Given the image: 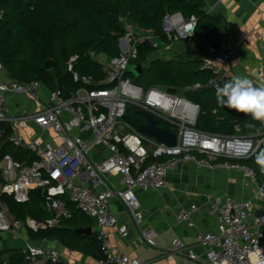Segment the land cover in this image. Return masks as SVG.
Returning a JSON list of instances; mask_svg holds the SVG:
<instances>
[{"label":"built area","instance_id":"built-area-1","mask_svg":"<svg viewBox=\"0 0 264 264\" xmlns=\"http://www.w3.org/2000/svg\"><path fill=\"white\" fill-rule=\"evenodd\" d=\"M2 17L0 10V20ZM196 23L195 17L185 19L179 12L166 14L162 21V36L167 42L188 40L194 37ZM159 42L153 33L125 27L124 35L119 39V56L103 58L104 61L99 62L104 73L101 82L73 72L77 57H71L67 63L68 70L79 88L68 97L40 82H16L8 77L0 63V73H5L6 77L0 80V124L12 128L8 143L13 148L24 149L35 157L29 166H23L10 155L3 157L0 162L3 180L0 193H6L15 202L24 204L29 202L30 191L40 188L45 208L51 214L45 222L27 219L21 223L15 221L7 207L0 203V233L14 232L20 224L33 232L54 228L60 219L71 217L61 198L65 196L77 210L95 220L99 229L96 239L103 253L101 264H155L116 251L104 229L116 227L119 235L125 238L128 228L118 224L110 211L109 201L118 197L139 227L143 216L135 191L165 188L168 173L183 164L208 171L235 170L243 173L254 186L255 197L264 207V171L259 166L256 170L232 163L248 160L259 150L264 153V123L255 121L261 127V132L255 135L240 134L238 126L234 128L237 132L234 135L197 130V105L180 94L169 92L167 88L154 85L143 89L126 76L130 61L137 56L138 44L148 43L156 49ZM202 44L206 56L201 67L210 73V77L205 84L185 87V92L216 90L231 80L219 67H233L238 63L235 50L217 48L213 42L202 41ZM261 71L264 77L263 67ZM40 89L47 92V106L20 117L9 113V96L35 97ZM129 106L147 113L157 123L161 121L171 126L174 132L170 133L177 137L176 146L158 143L126 123L123 118ZM28 122L57 139L26 137L23 132ZM1 134L0 129V137ZM97 148H103L107 156L90 162L89 152ZM150 158L152 161L148 162ZM111 173L119 175L123 189L112 190L106 185L102 176ZM86 182L91 186L85 185ZM196 210L195 205L189 209L180 208L175 219L194 228L192 216ZM208 214L217 220V233H197V243L211 246L206 260L198 264H264L263 212L252 210L248 202L216 197L208 203ZM140 237L146 246L156 248L155 232L151 228L140 230ZM170 251L197 261L192 251L185 249L178 239L173 241ZM21 254L23 264H69L62 262L56 249L26 244Z\"/></svg>","mask_w":264,"mask_h":264},{"label":"trees","instance_id":"trees-1","mask_svg":"<svg viewBox=\"0 0 264 264\" xmlns=\"http://www.w3.org/2000/svg\"><path fill=\"white\" fill-rule=\"evenodd\" d=\"M0 10L3 14L0 20V63L8 77L19 83L40 82L51 90H60L64 97L79 88L68 70L67 63L71 57H77L73 72L90 76L97 82L104 80L102 65L95 57L110 59L119 56V39L124 35L125 20L136 30L153 33L161 42H167L162 36L163 18L166 14L179 12L185 19L196 18L195 38L220 47V24L217 19L205 14L201 0H0ZM153 52L148 43L138 44L137 56L130 64L141 65L143 73L138 77L129 72L126 75L135 85L143 89L154 85L167 87L169 92L180 94L197 105V130L216 135H234L237 133L234 128L238 126L239 133L243 135L261 132L260 125L250 116L218 105L215 90L180 91L208 81L210 73L202 69L201 62L156 60L148 66ZM48 60L53 63L51 70L44 68ZM123 120L136 129L145 123L139 111L132 106L127 108ZM157 124L159 128L174 132L171 126L161 121ZM0 129V162L4 156L10 155L23 166H29L35 157L8 143L11 127L0 124ZM260 154L232 163L257 170L256 158ZM151 161L152 158L148 160ZM2 183L0 171V186ZM63 201L71 217L60 219L51 229L28 230L29 238L34 242L54 241L70 249L89 245L100 254L102 251L96 235L87 237L74 232L79 227L90 226L92 219L75 209L66 198ZM0 203L7 207L15 221L21 223L27 219L45 222L51 218L44 199L33 194L28 203L21 204L10 195L0 193ZM0 264L6 263L0 259ZM7 264H23L21 252L11 254Z\"/></svg>","mask_w":264,"mask_h":264},{"label":"crops","instance_id":"crops-1","mask_svg":"<svg viewBox=\"0 0 264 264\" xmlns=\"http://www.w3.org/2000/svg\"><path fill=\"white\" fill-rule=\"evenodd\" d=\"M201 5L205 14L217 19L220 24V47L235 50L238 58L235 66L223 65L219 69L231 79L234 76H246L257 85L264 81L261 71V68H264V0H201ZM123 26L141 32L127 20L123 21ZM205 56L202 41L195 37L185 41H160L147 65L149 66L152 61L156 60L202 63ZM5 78V73L1 72L0 80H5ZM182 89L185 92L184 88ZM47 104V92L44 89H40L35 97L19 95L7 98L9 113L17 117L38 112ZM23 134L30 139H57L55 135L41 131L31 122L27 123ZM106 156L107 153L103 148H97L89 152L88 159L90 162H96ZM102 179L112 190L123 189L121 178L116 173L103 175ZM85 185L91 186L89 182ZM135 193L143 216L141 225L137 227L124 203L118 197H112L109 201L110 211L118 224L127 226L128 234L122 238L116 227L105 228L104 231L116 251L155 264H198L199 261L206 260V254L211 246L197 243L196 235L197 233H217V220L208 214V203L213 198H230L236 202H248L252 210L264 213L263 205L255 197L254 186L243 173L235 170L208 171L192 164H183L168 173L165 188L146 192L136 190ZM39 197L43 198V192ZM61 198L63 200L66 197ZM191 205L197 207L192 216L194 228L185 223H178L175 219L180 208L189 209ZM85 228H91V235L99 232L94 219L90 226H82L78 229ZM146 228H151L155 232L156 248H150L142 241L140 230ZM27 231L24 224H20L14 232L0 233L5 235L4 239L9 235L18 242V245H11L6 237V245H0V254H2L0 259L3 263L7 264L11 254L21 252L26 244H31L58 250L62 262L65 263L101 264L103 255L101 250L99 254L98 250H93L89 245H80L78 249H70L54 241L34 242L29 238ZM261 231L264 233V225ZM176 239L185 249L192 251L197 261L170 251Z\"/></svg>","mask_w":264,"mask_h":264},{"label":"clouds","instance_id":"clouds-1","mask_svg":"<svg viewBox=\"0 0 264 264\" xmlns=\"http://www.w3.org/2000/svg\"><path fill=\"white\" fill-rule=\"evenodd\" d=\"M215 97L218 105L264 123V81L257 85L246 76H234L216 88ZM256 163L264 171V154L257 156Z\"/></svg>","mask_w":264,"mask_h":264},{"label":"water","instance_id":"water-1","mask_svg":"<svg viewBox=\"0 0 264 264\" xmlns=\"http://www.w3.org/2000/svg\"><path fill=\"white\" fill-rule=\"evenodd\" d=\"M53 67V63L51 60H48L44 63L45 70H51ZM143 67L141 65H131L129 64L127 67V73H132L136 77L141 76L143 73ZM140 115L145 119V123L141 125L138 130L147 136L150 139H154L158 143L165 144L167 146H176L177 143V137L175 134L170 133L169 131L159 128L156 121L152 119L151 116H149L147 113L140 111ZM258 154L261 153L259 150L257 152ZM42 190L40 188L33 189L30 191L31 194L40 196ZM77 235H84V236H91V228H85V229H77L74 231Z\"/></svg>","mask_w":264,"mask_h":264},{"label":"rangeland","instance_id":"rangeland-1","mask_svg":"<svg viewBox=\"0 0 264 264\" xmlns=\"http://www.w3.org/2000/svg\"><path fill=\"white\" fill-rule=\"evenodd\" d=\"M97 61H98V62H103L104 59H103L102 56H101V57L99 56V57L97 58ZM28 114H30V113H28ZM14 235H15V234H14ZM4 236H5L4 234H0V245H6V242H7L6 237H8V239H9L11 245H18V242L15 241L11 236L7 235V236L5 237V239H4ZM16 238H18V237H16ZM8 244H9V243H8Z\"/></svg>","mask_w":264,"mask_h":264}]
</instances>
